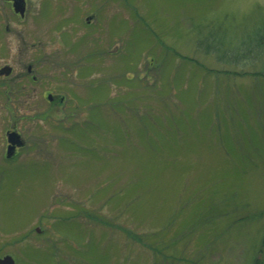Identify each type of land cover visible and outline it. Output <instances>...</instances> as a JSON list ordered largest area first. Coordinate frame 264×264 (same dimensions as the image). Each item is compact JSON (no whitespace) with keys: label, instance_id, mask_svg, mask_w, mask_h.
Here are the masks:
<instances>
[{"label":"rangeland","instance_id":"obj_1","mask_svg":"<svg viewBox=\"0 0 264 264\" xmlns=\"http://www.w3.org/2000/svg\"><path fill=\"white\" fill-rule=\"evenodd\" d=\"M50 2L29 29L76 64L60 116L78 144L49 140L55 161L0 173V257L264 264V51L220 56L254 47L264 0ZM40 225L48 242L29 240Z\"/></svg>","mask_w":264,"mask_h":264},{"label":"flooded vegetation","instance_id":"obj_2","mask_svg":"<svg viewBox=\"0 0 264 264\" xmlns=\"http://www.w3.org/2000/svg\"><path fill=\"white\" fill-rule=\"evenodd\" d=\"M45 1L48 2L41 0L37 5V11L32 13L29 0H0V102H2L0 106L4 108L0 110V173L2 174L14 167L43 168L47 160L55 161V152L60 147L57 149L52 145L50 147L49 140L55 139L58 145L65 144L66 141L78 144L75 139L66 137V130L74 127L64 125L63 113L60 112L65 105L66 97L68 96L67 100H72L66 92L64 71L76 64L72 61L68 65L64 63L62 50L65 46L63 45V49L58 47L57 50L53 49L47 53L48 42L36 38L29 29L31 23L41 16L40 10L45 6ZM54 1L58 5V0H52L53 3ZM53 3L50 2L48 5ZM91 19V17L86 18L88 24ZM31 38L38 40L31 41ZM60 38L57 43L59 40L62 41ZM62 43L63 41L60 44ZM52 52L57 55L56 61L53 60ZM48 63L56 65L60 72L59 83L55 86L47 83L49 79H56L52 72L48 73L46 67ZM91 85L93 84L90 83L88 87L90 88ZM32 106L36 107L38 115L30 114ZM1 112L4 114L1 115ZM50 113L57 118L54 127L56 133L51 130L43 131L44 128L40 126L24 125L31 123L35 117L46 120ZM35 175L37 173L32 174ZM50 228L54 233L53 226H35L27 234L31 236L29 240L48 242L50 237H53ZM11 258L16 264V260L12 256Z\"/></svg>","mask_w":264,"mask_h":264},{"label":"trees","instance_id":"obj_3","mask_svg":"<svg viewBox=\"0 0 264 264\" xmlns=\"http://www.w3.org/2000/svg\"><path fill=\"white\" fill-rule=\"evenodd\" d=\"M242 45V44H241ZM216 50V49H214ZM218 51H220L218 49ZM262 51H264V21L260 24V28H258V31L255 34V44L254 47L250 48L248 51L242 47L239 52L238 50H224L220 51L222 55L221 58H229L231 60L239 61L240 59L249 60L251 58H258L262 56Z\"/></svg>","mask_w":264,"mask_h":264},{"label":"water","instance_id":"obj_4","mask_svg":"<svg viewBox=\"0 0 264 264\" xmlns=\"http://www.w3.org/2000/svg\"><path fill=\"white\" fill-rule=\"evenodd\" d=\"M0 264H14V262L11 256L7 255L4 258H0Z\"/></svg>","mask_w":264,"mask_h":264}]
</instances>
